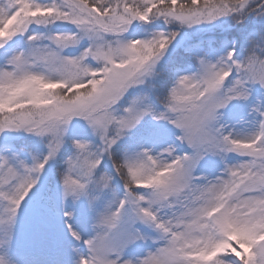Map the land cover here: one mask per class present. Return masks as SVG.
I'll return each mask as SVG.
<instances>
[{
	"label": "snow or ice",
	"instance_id": "obj_1",
	"mask_svg": "<svg viewBox=\"0 0 264 264\" xmlns=\"http://www.w3.org/2000/svg\"><path fill=\"white\" fill-rule=\"evenodd\" d=\"M0 264H264V0H0Z\"/></svg>",
	"mask_w": 264,
	"mask_h": 264
}]
</instances>
